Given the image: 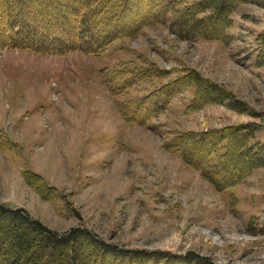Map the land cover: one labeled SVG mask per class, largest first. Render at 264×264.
<instances>
[{"label":"rangeland","instance_id":"1","mask_svg":"<svg viewBox=\"0 0 264 264\" xmlns=\"http://www.w3.org/2000/svg\"><path fill=\"white\" fill-rule=\"evenodd\" d=\"M230 18L220 41L183 40L156 25L97 57L0 50V142L8 147L0 148V203L25 209L56 232L84 227L127 249L264 264V167L217 191L166 147L180 133L247 125L258 128L251 143L264 144V0H245ZM147 64L168 76L110 95L104 78ZM186 69L222 87L245 111L189 110L194 93L185 90L145 126L123 119L118 101ZM27 173L53 189L52 199L27 182Z\"/></svg>","mask_w":264,"mask_h":264},{"label":"trees","instance_id":"2","mask_svg":"<svg viewBox=\"0 0 264 264\" xmlns=\"http://www.w3.org/2000/svg\"><path fill=\"white\" fill-rule=\"evenodd\" d=\"M244 1L0 0V50L55 57L71 53L97 57L115 41L133 38L156 25H168L183 40L220 41L231 25V14ZM33 5L40 9L31 11ZM168 74L154 64L134 65L130 69L118 68L104 78V83L116 98L129 94L140 82L164 79ZM185 90L194 93L189 110L226 105L245 111L229 92L191 69L143 96L118 101V111L127 123L145 126ZM256 130V125H247L180 133L166 147L178 153L185 164L197 170L217 191H224L245 180L254 169L264 167V144L251 143ZM6 145L7 140L0 142V148L6 150ZM25 179L40 194L52 199L47 194L53 189L45 187L39 176L27 173ZM260 231L264 234V223ZM0 264L214 263L191 252L177 255L127 249L84 227L59 233L25 209L0 203Z\"/></svg>","mask_w":264,"mask_h":264}]
</instances>
